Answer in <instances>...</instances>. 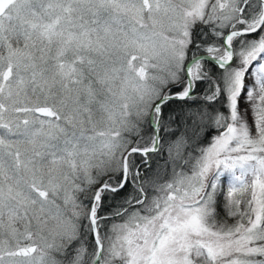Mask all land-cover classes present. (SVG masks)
I'll return each mask as SVG.
<instances>
[{
    "label": "snow or ice",
    "instance_id": "6c2138e0",
    "mask_svg": "<svg viewBox=\"0 0 264 264\" xmlns=\"http://www.w3.org/2000/svg\"><path fill=\"white\" fill-rule=\"evenodd\" d=\"M0 264H264V0H0Z\"/></svg>",
    "mask_w": 264,
    "mask_h": 264
},
{
    "label": "trees",
    "instance_id": "16d2710c",
    "mask_svg": "<svg viewBox=\"0 0 264 264\" xmlns=\"http://www.w3.org/2000/svg\"><path fill=\"white\" fill-rule=\"evenodd\" d=\"M205 142H206V140H205ZM160 163H163V161H159ZM156 167V164L154 163L153 164V168H155Z\"/></svg>",
    "mask_w": 264,
    "mask_h": 264
}]
</instances>
